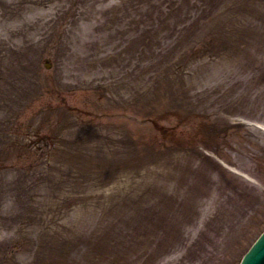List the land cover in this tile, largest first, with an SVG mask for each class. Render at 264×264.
<instances>
[{
	"label": "rangeland",
	"instance_id": "rangeland-1",
	"mask_svg": "<svg viewBox=\"0 0 264 264\" xmlns=\"http://www.w3.org/2000/svg\"><path fill=\"white\" fill-rule=\"evenodd\" d=\"M263 230L264 0H0V264H239Z\"/></svg>",
	"mask_w": 264,
	"mask_h": 264
},
{
	"label": "water",
	"instance_id": "water-1",
	"mask_svg": "<svg viewBox=\"0 0 264 264\" xmlns=\"http://www.w3.org/2000/svg\"><path fill=\"white\" fill-rule=\"evenodd\" d=\"M241 264H264V234L252 250L245 255Z\"/></svg>",
	"mask_w": 264,
	"mask_h": 264
}]
</instances>
